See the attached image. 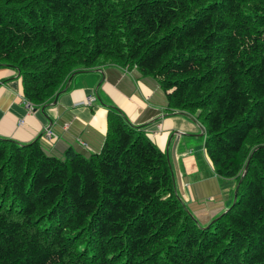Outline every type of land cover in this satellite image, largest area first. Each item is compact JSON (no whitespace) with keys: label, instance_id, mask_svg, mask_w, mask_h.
I'll return each mask as SVG.
<instances>
[{"label":"trees","instance_id":"obj_1","mask_svg":"<svg viewBox=\"0 0 264 264\" xmlns=\"http://www.w3.org/2000/svg\"><path fill=\"white\" fill-rule=\"evenodd\" d=\"M105 64L197 118L236 203L200 225L166 154L117 110L88 156L0 137V264H264V0H0V68L34 108Z\"/></svg>","mask_w":264,"mask_h":264},{"label":"crops","instance_id":"obj_2","mask_svg":"<svg viewBox=\"0 0 264 264\" xmlns=\"http://www.w3.org/2000/svg\"><path fill=\"white\" fill-rule=\"evenodd\" d=\"M91 97L95 100L89 104ZM25 101L18 71L1 67L0 137L20 144L38 139L48 155L59 158L71 150L88 156L102 150L109 113L117 110L166 154L175 192L200 225H210L231 207L228 202L238 182L215 173L199 135L200 122L186 113L167 115V99L157 80L136 69L99 65L75 74L60 96L42 108L31 109ZM47 129L53 132L52 139L46 136Z\"/></svg>","mask_w":264,"mask_h":264},{"label":"water","instance_id":"obj_3","mask_svg":"<svg viewBox=\"0 0 264 264\" xmlns=\"http://www.w3.org/2000/svg\"><path fill=\"white\" fill-rule=\"evenodd\" d=\"M67 90V87H66V89H65V91ZM181 114H183V113H181ZM186 116V115H185ZM203 128V127H202ZM204 134H205V131H204V128H203V132L201 133V137L202 136H204ZM174 165H175V170L177 171V173L179 174V165L177 164V160H174ZM247 171H248V166H247V168L245 169V172L242 174V178H241V181H242V179L245 177V175L247 174ZM175 180V179H174ZM239 186H240V183L238 184V187H237V189H236V193H235V201H234V204L236 203V200H237V197H238V191H239ZM197 220V219H196ZM214 221H216V219L215 220H213L212 222H214ZM211 222V223H212ZM210 227V225H208V226H206L205 228H209Z\"/></svg>","mask_w":264,"mask_h":264},{"label":"built area","instance_id":"obj_4","mask_svg":"<svg viewBox=\"0 0 264 264\" xmlns=\"http://www.w3.org/2000/svg\"><path fill=\"white\" fill-rule=\"evenodd\" d=\"M125 70H126V71H129L130 68L125 67ZM94 100H95V98H93V97L89 98V100H88L89 104H92ZM25 104H27V106H28L29 108L33 109V106H32L31 103L25 101ZM46 136H47L49 139H52V138L54 137V134H53V132L51 131V129H47V131H46Z\"/></svg>","mask_w":264,"mask_h":264},{"label":"rangeland","instance_id":"obj_5","mask_svg":"<svg viewBox=\"0 0 264 264\" xmlns=\"http://www.w3.org/2000/svg\"><path fill=\"white\" fill-rule=\"evenodd\" d=\"M132 70H134V69H130L129 71H132ZM201 132H203V128L201 127ZM199 135H201V134H199ZM201 138V140H203L204 139V137H200ZM197 153H198V151H196L195 152V154H194V156L195 157H197L198 155H197ZM191 154H193V152L192 153H190V155ZM194 156H192L191 157V159H194ZM178 175V174H177ZM230 192V191H229ZM235 193H236V191L234 190V194L232 195V197H231V201H229L228 203H230V206H232L233 204H234V201H235Z\"/></svg>","mask_w":264,"mask_h":264}]
</instances>
